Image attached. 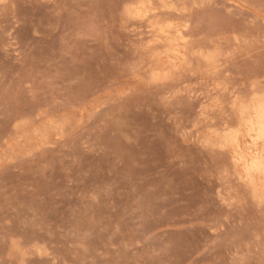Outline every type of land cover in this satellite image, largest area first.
<instances>
[{"label":"rangeland","instance_id":"rangeland-1","mask_svg":"<svg viewBox=\"0 0 264 264\" xmlns=\"http://www.w3.org/2000/svg\"><path fill=\"white\" fill-rule=\"evenodd\" d=\"M256 94L264 0H0V264H264Z\"/></svg>","mask_w":264,"mask_h":264},{"label":"bare ground","instance_id":"bare-ground-1","mask_svg":"<svg viewBox=\"0 0 264 264\" xmlns=\"http://www.w3.org/2000/svg\"><path fill=\"white\" fill-rule=\"evenodd\" d=\"M142 20H144V17ZM146 20L147 19H145V21ZM151 30L153 31L152 33L156 34L157 38L155 37V39H157L156 40L157 42L161 40H165V41L169 40L170 38H172L174 34L173 27H171V29H166V30L164 29L157 30L155 28H152ZM177 32H178V37L182 38L180 32L179 31ZM175 56L177 59L180 58L183 59L184 53L176 49ZM159 75L161 76L160 73H157V76ZM235 112L237 115V120L236 118L235 120L238 122L236 124H232L230 122L225 121L224 128H222V130L219 133L215 132L218 142V144L216 145H219L218 147L224 150V152L227 151L228 153L231 154L230 157H232L231 158L233 161L232 163H234L237 167L240 168L239 174L242 179L241 181L252 186L255 192L257 193L258 197L263 198L264 94L263 95L256 94L255 98L249 103L243 102L240 103L238 106L236 105Z\"/></svg>","mask_w":264,"mask_h":264}]
</instances>
